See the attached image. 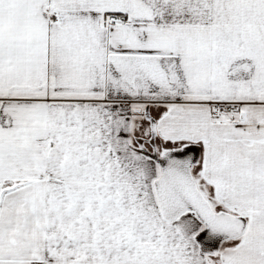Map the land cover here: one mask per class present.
<instances>
[{
    "label": "snow or ice",
    "instance_id": "6c2138e0",
    "mask_svg": "<svg viewBox=\"0 0 264 264\" xmlns=\"http://www.w3.org/2000/svg\"><path fill=\"white\" fill-rule=\"evenodd\" d=\"M0 264H264V0H0Z\"/></svg>",
    "mask_w": 264,
    "mask_h": 264
}]
</instances>
